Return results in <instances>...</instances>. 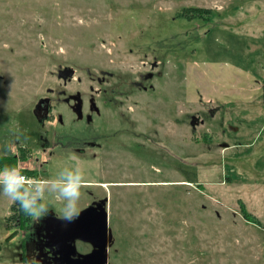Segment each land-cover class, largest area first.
<instances>
[{"label": "rangeland", "instance_id": "374dc122", "mask_svg": "<svg viewBox=\"0 0 264 264\" xmlns=\"http://www.w3.org/2000/svg\"><path fill=\"white\" fill-rule=\"evenodd\" d=\"M263 83L264 0H0V158H30L58 218L48 181L80 167L107 264H264ZM2 193L0 264H35L15 219H37Z\"/></svg>", "mask_w": 264, "mask_h": 264}, {"label": "flooded vegetation", "instance_id": "af4514ba", "mask_svg": "<svg viewBox=\"0 0 264 264\" xmlns=\"http://www.w3.org/2000/svg\"><path fill=\"white\" fill-rule=\"evenodd\" d=\"M101 81V80H100ZM36 120L39 123L44 122L49 119V114L46 116L43 115V111L40 110L34 115ZM41 119V120H39ZM83 126V125H81ZM83 133H93L94 129L79 127L68 130L67 132L57 131L59 135L68 136V137H77L79 134ZM98 132V130H96ZM96 135V134H95ZM75 140V139H73ZM13 161L17 164V169L23 171L28 169V167L22 165L24 161L28 163L30 158L22 159L23 157L20 154L13 156ZM11 159H8V161ZM21 165V166H20ZM99 200L92 199L86 207H95L94 213H99L96 202ZM106 204V203H105ZM19 206V204H18ZM57 219H64L63 217L58 218L54 217V214L48 212L45 216L33 222L28 228H24L25 222H23L21 216L16 217L17 226H19V231L21 233V243L19 244L20 251L18 252V257L20 261H33L35 264H79L77 259L79 255L87 254L91 251V246L87 243H83L79 240H75L73 243L68 240V243L63 245H56V242L51 239V236L54 232L59 231L61 228V223ZM77 244H84L87 246V249L79 251L77 249ZM72 248L70 250L69 248Z\"/></svg>", "mask_w": 264, "mask_h": 264}, {"label": "clouds", "instance_id": "9594fccd", "mask_svg": "<svg viewBox=\"0 0 264 264\" xmlns=\"http://www.w3.org/2000/svg\"><path fill=\"white\" fill-rule=\"evenodd\" d=\"M58 195L54 199L63 202L62 216L66 220H72L79 215L78 201L80 189L84 185L83 170L76 168L75 173L67 172L61 179L48 181ZM35 185L36 190H31ZM0 186L3 187V196L9 200L18 202L20 209L34 219L39 220L48 213V206L44 203V183L30 180L20 174L17 168L5 167L0 171Z\"/></svg>", "mask_w": 264, "mask_h": 264}, {"label": "water", "instance_id": "95a60500", "mask_svg": "<svg viewBox=\"0 0 264 264\" xmlns=\"http://www.w3.org/2000/svg\"><path fill=\"white\" fill-rule=\"evenodd\" d=\"M73 71L66 69L59 71L58 77L65 80L71 77ZM49 100L42 99L35 106V111H43L46 116L49 108ZM107 199H101L95 203L99 213H94L95 207H87L79 212L78 217L72 220L57 219L61 223V228L51 236V239L56 242V245L68 243V240L73 243L79 240L91 246V251L84 255H79L77 261L79 264H107V248L112 240L111 230L108 228L107 212L105 203ZM74 249L72 246L70 250Z\"/></svg>", "mask_w": 264, "mask_h": 264}, {"label": "trees", "instance_id": "16d2710c", "mask_svg": "<svg viewBox=\"0 0 264 264\" xmlns=\"http://www.w3.org/2000/svg\"><path fill=\"white\" fill-rule=\"evenodd\" d=\"M180 16H182L181 18H184L183 16H185L188 19L191 18H201L205 21H210L211 20V14L210 11H208L207 9H199V8H186L183 9V12L180 14ZM264 86V83H263ZM8 159H11L8 161ZM14 157L11 156H6V158L1 159L0 161H3L4 164H0V168L3 170L5 167H10V168H15L16 164L13 161ZM247 216V215H245Z\"/></svg>", "mask_w": 264, "mask_h": 264}]
</instances>
